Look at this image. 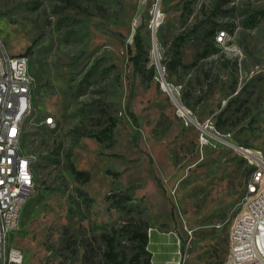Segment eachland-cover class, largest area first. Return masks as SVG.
Here are the masks:
<instances>
[{
	"label": "rangeland",
	"instance_id": "374dc122",
	"mask_svg": "<svg viewBox=\"0 0 264 264\" xmlns=\"http://www.w3.org/2000/svg\"><path fill=\"white\" fill-rule=\"evenodd\" d=\"M195 24L170 72V40ZM0 39L28 54L33 106L53 117L32 113L22 134L35 187L10 235L15 264H107L105 238L121 261L133 224L178 240L152 232L151 264H229L230 225L264 162V0H0ZM112 119L111 143L98 141Z\"/></svg>",
	"mask_w": 264,
	"mask_h": 264
},
{
	"label": "built area",
	"instance_id": "2783aa9c",
	"mask_svg": "<svg viewBox=\"0 0 264 264\" xmlns=\"http://www.w3.org/2000/svg\"><path fill=\"white\" fill-rule=\"evenodd\" d=\"M33 78L28 55L10 54L0 39V264H15L22 255L7 239V226L20 222L25 203L30 198L18 191H9L10 183L20 187H35L34 173L26 167L19 152L21 133L28 125L23 113L46 116L33 106ZM37 127V125H32ZM253 192L241 197V207L229 228V264L244 260V264H264V236L251 242V229L264 227V181L256 180V173L264 172V163L257 159Z\"/></svg>",
	"mask_w": 264,
	"mask_h": 264
},
{
	"label": "trees",
	"instance_id": "16d2710c",
	"mask_svg": "<svg viewBox=\"0 0 264 264\" xmlns=\"http://www.w3.org/2000/svg\"><path fill=\"white\" fill-rule=\"evenodd\" d=\"M198 28V25H194L192 28L180 31L177 33L169 42L168 49L166 51V57L163 60L164 66L170 71L175 72L179 67H184L181 58V48L182 46L194 35ZM212 35V34H211ZM134 47L135 51L131 54L130 59L134 64L136 71H142V65L149 62V47L143 43L141 35L136 32L134 35ZM30 48H27V51ZM206 53V52H205ZM23 55H28L22 53ZM145 80L150 81L156 74V67L153 63H150L146 70L143 71ZM128 108V105H127ZM132 116L133 114L129 112ZM133 117V116H132ZM114 121L110 122V125L105 127L100 134H95V138L100 142H105L106 140L110 144L112 141V131H113ZM69 171L73 174L74 178L79 182H86L89 180V173L83 170H77L72 165L68 166ZM127 200L129 196H126ZM117 202V201H116ZM123 209V206H122ZM128 239L131 244L132 250L129 254H124L122 260L126 264H151V252L148 250L149 234L147 227L142 224H133L131 228H128ZM107 249L103 252L102 261L107 264H121L120 254L115 251L113 238H105ZM82 264H87L83 262Z\"/></svg>",
	"mask_w": 264,
	"mask_h": 264
},
{
	"label": "bare ground",
	"instance_id": "6f19581e",
	"mask_svg": "<svg viewBox=\"0 0 264 264\" xmlns=\"http://www.w3.org/2000/svg\"><path fill=\"white\" fill-rule=\"evenodd\" d=\"M31 114L32 113H23V120H28L31 117ZM42 123L45 125L51 126L53 124V117L48 116V115L45 116L42 120ZM22 134L23 133H21V140H22ZM245 150H246V152H251L250 149H245ZM19 152H22L23 158H32V156L30 154L26 153L23 150L21 143H19ZM260 163H261V160H260ZM262 163H264V162H262ZM26 167H31V173H34L33 172V161H32V159L26 160ZM9 191H18V194H25V195L30 197L34 192V188L33 187H20V183H10L9 184ZM18 225H19V223H14L13 225L7 226V239H10V235H11L12 231L16 230L18 228ZM259 236H264V227H260L259 234H258V229H251V231H250L251 242H258ZM233 264H244V260H235L233 262Z\"/></svg>",
	"mask_w": 264,
	"mask_h": 264
},
{
	"label": "crops",
	"instance_id": "0c3cea01",
	"mask_svg": "<svg viewBox=\"0 0 264 264\" xmlns=\"http://www.w3.org/2000/svg\"><path fill=\"white\" fill-rule=\"evenodd\" d=\"M152 232H156V233H160L161 235H167V236H170L171 238L169 239V241L174 244L176 247H178V240L175 239V235L174 234H170V233H163V232H158V231H152ZM152 232L149 233V238L151 237L152 235ZM150 240V239H149ZM148 245H149V242H148ZM148 250H149V246H148ZM150 251V250H149ZM152 255V253H151Z\"/></svg>",
	"mask_w": 264,
	"mask_h": 264
},
{
	"label": "water",
	"instance_id": "95a60500",
	"mask_svg": "<svg viewBox=\"0 0 264 264\" xmlns=\"http://www.w3.org/2000/svg\"><path fill=\"white\" fill-rule=\"evenodd\" d=\"M162 85H164V87H165L168 91H170V89H169V87H168V84H167L165 81H162Z\"/></svg>",
	"mask_w": 264,
	"mask_h": 264
}]
</instances>
